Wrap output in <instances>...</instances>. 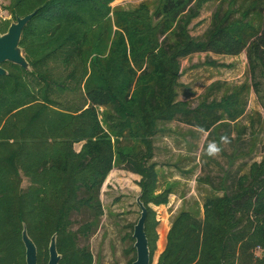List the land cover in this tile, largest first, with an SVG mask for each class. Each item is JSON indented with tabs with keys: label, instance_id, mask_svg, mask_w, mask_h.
Listing matches in <instances>:
<instances>
[{
	"label": "trees",
	"instance_id": "16d2710c",
	"mask_svg": "<svg viewBox=\"0 0 264 264\" xmlns=\"http://www.w3.org/2000/svg\"><path fill=\"white\" fill-rule=\"evenodd\" d=\"M115 1L10 0L14 21L35 14L20 41L30 69L4 63L8 74L0 77V264H27L24 228L37 264L49 263L54 235L59 264H93L90 247L78 241L100 227L101 190L115 166L142 178L152 263L149 204L165 202L175 188L155 195L154 140L172 132L174 122L208 134L229 168L218 178L197 179L210 189L203 217L200 206L179 213L160 264H264V157L247 173L232 172L237 159L256 149L262 114L250 116L249 152L227 155L222 146L233 128L238 138L246 134L238 123L248 115L250 85L213 83L195 107L177 99L180 63L195 54L245 53L249 77L264 78V0H155L133 9L113 8ZM211 2L217 7L210 26L193 36L191 24ZM72 92L81 101L65 103ZM204 149L213 161L208 143ZM76 214L87 218L73 230ZM133 232L128 264L136 260ZM256 248L263 252L255 260Z\"/></svg>",
	"mask_w": 264,
	"mask_h": 264
},
{
	"label": "rangeland",
	"instance_id": "374dc122",
	"mask_svg": "<svg viewBox=\"0 0 264 264\" xmlns=\"http://www.w3.org/2000/svg\"><path fill=\"white\" fill-rule=\"evenodd\" d=\"M155 0H116L112 7L133 9L143 2L153 4ZM10 0H0V28H5L9 22L14 23L8 6ZM217 7L216 3H208L201 16L191 24L190 31L193 36L202 35L210 26L211 17ZM9 25V27H10ZM9 29V28H8ZM8 31V30H7ZM6 31V32H7ZM4 34V33H0ZM260 75V74H259ZM225 82L227 87L240 86L248 83L250 94L248 101V115L240 120L239 126L247 128L246 134L238 138L235 128L232 131V140L224 139L223 150L227 155L236 152L247 153L251 150L253 139L250 125V116L262 114L264 121V78L257 77L252 80L248 75V61L246 54L240 56H216L214 54L200 53L183 59L180 63L177 83L178 101L191 103L194 107L200 101L207 89L216 82ZM257 84V88L255 87ZM226 89H223V93ZM219 97L221 94L218 95ZM80 92H72L64 98L65 103L81 101ZM218 97V98H219ZM172 132L159 134L155 137V158L158 163L159 190L155 195H160L169 184L174 186V194L169 195L161 204H149L152 215V225L155 224L156 234L155 249L151 264H160V259L168 244V237L173 227V221L182 210L193 211L200 206L203 217V202L210 189L197 182L199 177L211 175L220 176L222 169H228L229 163L220 152L216 142L209 140L208 134L174 122L170 124ZM235 127V126H234ZM257 146L249 156L237 159L232 167L233 174L247 173L253 162H259L264 157V128L256 129ZM208 143L212 150L213 161L208 162L204 144ZM81 144H76L79 151ZM216 149L214 152L213 149ZM209 165V166H208ZM193 169V172L191 170ZM191 172V173H190ZM141 176L124 167L115 166L108 175L102 190V220L99 229L89 240L80 238L79 247H90L93 255V264H128L132 256L128 254L130 242L127 235L132 233V225H136L141 209L137 198L141 192ZM218 181V179L216 180ZM27 183H24V187ZM87 217L83 214L73 216V230H77ZM135 227V226H134ZM262 250H253L254 258L262 257Z\"/></svg>",
	"mask_w": 264,
	"mask_h": 264
},
{
	"label": "water",
	"instance_id": "95a60500",
	"mask_svg": "<svg viewBox=\"0 0 264 264\" xmlns=\"http://www.w3.org/2000/svg\"><path fill=\"white\" fill-rule=\"evenodd\" d=\"M34 14L35 13L27 15L24 18H17L16 21L10 25L5 34H0V77L8 74L2 66L4 63L19 65L26 70L30 69L29 63L20 48V41L24 28L30 22ZM137 203L141 209V216L133 232V238L135 240L134 247L136 249V260L133 264H151L149 243L145 232L148 212L142 204L140 197L137 198ZM23 242L26 247V263L37 264V248L34 242L29 238L26 228L23 230ZM49 255L50 259L48 264H59L61 256L57 252L56 235L51 239Z\"/></svg>",
	"mask_w": 264,
	"mask_h": 264
},
{
	"label": "clouds",
	"instance_id": "9594fccd",
	"mask_svg": "<svg viewBox=\"0 0 264 264\" xmlns=\"http://www.w3.org/2000/svg\"><path fill=\"white\" fill-rule=\"evenodd\" d=\"M213 151L215 152V151H216V149L214 148V149H213Z\"/></svg>",
	"mask_w": 264,
	"mask_h": 264
},
{
	"label": "built area",
	"instance_id": "2783aa9c",
	"mask_svg": "<svg viewBox=\"0 0 264 264\" xmlns=\"http://www.w3.org/2000/svg\"><path fill=\"white\" fill-rule=\"evenodd\" d=\"M258 249H260V248H258Z\"/></svg>",
	"mask_w": 264,
	"mask_h": 264
}]
</instances>
